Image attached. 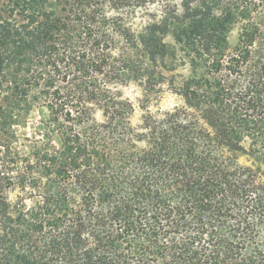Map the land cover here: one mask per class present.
Instances as JSON below:
<instances>
[{
    "label": "trees",
    "instance_id": "trees-1",
    "mask_svg": "<svg viewBox=\"0 0 264 264\" xmlns=\"http://www.w3.org/2000/svg\"><path fill=\"white\" fill-rule=\"evenodd\" d=\"M117 34L153 62L170 37L183 107L134 125ZM38 92L45 141L0 158V264H264V0H0L4 137Z\"/></svg>",
    "mask_w": 264,
    "mask_h": 264
},
{
    "label": "rangeland",
    "instance_id": "rangeland-1",
    "mask_svg": "<svg viewBox=\"0 0 264 264\" xmlns=\"http://www.w3.org/2000/svg\"><path fill=\"white\" fill-rule=\"evenodd\" d=\"M161 10L157 7H152L149 10L138 11L127 19V27L131 32L138 33L142 31L146 25L152 20H158L161 16ZM238 28L235 27L230 34V39L233 44H236L238 36ZM116 45L114 48V56L120 59L122 57L133 60V67L130 68V81L119 84H109L113 91L121 94L123 98L130 100L135 107L134 125L138 124L140 118L147 112L154 115H162L165 112L174 109L175 107H183L185 105L183 98L177 94L182 85L191 75V67L179 59L180 52L176 56L173 55V43L170 37H165V42L169 44L166 47V53L159 56L156 61H151L148 58L146 51L140 47L133 48L119 34L115 36ZM36 96V95H35ZM39 99L29 101V105L19 107L16 113L18 124L11 129L14 137L8 139L0 132V158L11 149L17 154V158H28L33 150L34 145H41L45 141L43 135L44 122L48 119L49 113L44 103V98L37 93ZM25 108L26 111H22ZM96 118L103 121L104 117L100 110L96 111ZM36 140V141H35ZM9 144V146H8ZM54 145L58 143L54 141ZM7 155V153H6ZM239 162L244 166H257L253 158L240 156ZM264 169V167H263ZM8 200L14 203L17 200V191H7ZM33 200L27 199L26 206H32Z\"/></svg>",
    "mask_w": 264,
    "mask_h": 264
}]
</instances>
